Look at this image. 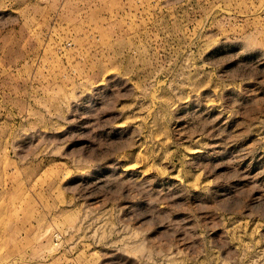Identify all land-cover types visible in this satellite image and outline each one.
<instances>
[{
    "label": "rangeland",
    "instance_id": "rangeland-1",
    "mask_svg": "<svg viewBox=\"0 0 264 264\" xmlns=\"http://www.w3.org/2000/svg\"><path fill=\"white\" fill-rule=\"evenodd\" d=\"M0 264H264V0H0Z\"/></svg>",
    "mask_w": 264,
    "mask_h": 264
}]
</instances>
